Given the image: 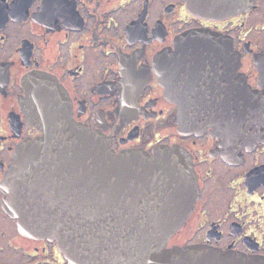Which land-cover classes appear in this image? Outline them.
<instances>
[{
  "label": "flooded vegetation",
  "instance_id": "obj_1",
  "mask_svg": "<svg viewBox=\"0 0 264 264\" xmlns=\"http://www.w3.org/2000/svg\"><path fill=\"white\" fill-rule=\"evenodd\" d=\"M191 31L228 36L231 49L174 51ZM263 49L264 0L225 18L198 16L186 0H0V184L18 146L40 135L21 107L24 82L48 77L71 118L114 152L167 145L188 156L198 197L166 247L264 257V127L178 131L182 113L222 120L242 103L244 81L259 90L253 61ZM6 197L0 188V264H72L55 242L20 232Z\"/></svg>",
  "mask_w": 264,
  "mask_h": 264
},
{
  "label": "water",
  "instance_id": "obj_2",
  "mask_svg": "<svg viewBox=\"0 0 264 264\" xmlns=\"http://www.w3.org/2000/svg\"><path fill=\"white\" fill-rule=\"evenodd\" d=\"M202 17L225 18L247 8L251 0H186ZM231 39L210 31L179 36L174 51H229ZM259 90L244 81L242 103L223 108L222 120L208 113L187 121L178 131H256L264 127V49L254 56ZM22 106L42 135L28 139L15 153L0 184L7 194L4 210L20 232L47 238L72 264H264L247 256L197 246L166 247L167 240L191 213L198 186L188 156L163 145L152 154L119 153L108 139L75 122L65 93L48 77L24 82ZM42 93V100L36 94ZM180 110H185L180 107Z\"/></svg>",
  "mask_w": 264,
  "mask_h": 264
},
{
  "label": "rangeland",
  "instance_id": "obj_3",
  "mask_svg": "<svg viewBox=\"0 0 264 264\" xmlns=\"http://www.w3.org/2000/svg\"><path fill=\"white\" fill-rule=\"evenodd\" d=\"M21 107H23V106H22V102H21ZM26 117H27V114H26ZM27 119H28V118H27ZM28 121H29V120H28ZM29 122H30L32 125H34V126L39 130V132H40V135H39V136H41V135H42V131H40V129H39L34 123H32L31 121H29ZM39 136H37V137H39ZM35 138H36V137H35ZM35 138H32V139H35ZM27 140H28V139H27ZM25 141H26V140H25ZM25 141H23L21 144H23ZM21 144H20V145H21ZM20 145H19V146H20ZM19 146H18V148H19ZM18 148H17V150H18ZM17 150H16V151H17ZM7 169H8V168H7ZM6 171H7V170H6ZM5 173H6V172H5ZM4 175H5V174H4Z\"/></svg>",
  "mask_w": 264,
  "mask_h": 264
}]
</instances>
